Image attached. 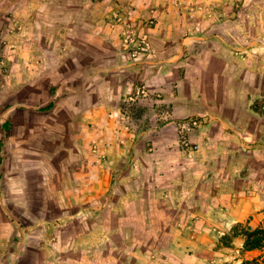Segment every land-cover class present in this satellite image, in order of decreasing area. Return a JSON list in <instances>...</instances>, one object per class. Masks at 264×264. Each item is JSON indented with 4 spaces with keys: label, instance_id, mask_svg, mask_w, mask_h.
I'll return each mask as SVG.
<instances>
[{
    "label": "rangeland",
    "instance_id": "obj_1",
    "mask_svg": "<svg viewBox=\"0 0 264 264\" xmlns=\"http://www.w3.org/2000/svg\"><path fill=\"white\" fill-rule=\"evenodd\" d=\"M61 1V8L52 2L44 12H33L17 0L18 8L7 7L1 14L0 264H154L140 253L162 224L153 214L154 196L150 192L139 199L136 182L115 181L144 171L140 155L146 162L166 159L165 145L175 147L173 158L184 166L196 159L211 162L204 188L226 197L211 199L216 216L203 218V224L192 217L189 232L192 239L208 237L219 248L237 225L238 177L252 180L241 189L246 194L253 192V181L264 180V0H171L167 23H159L158 15L145 18L157 28L151 39L155 56L132 62L148 66L156 81L164 78L158 68L174 67L171 92L181 97L184 115L177 117L167 116L169 107L156 100L164 89L154 90L137 76L108 108L76 109L73 88L64 83L37 86L29 94L32 103L25 102L28 89L11 82L20 67L11 53L13 32L70 34L45 41L48 50L38 58L44 70L53 59L71 66L74 58L88 63L77 48L80 39L72 38L83 30L82 18L92 4ZM98 1L109 10V0ZM59 9L65 13L57 15ZM108 30L118 46V31L110 25ZM101 62L103 68L108 63L106 58ZM193 119L197 125L184 138L179 124ZM152 164L145 170L149 179L155 175ZM100 165H114V177L98 176ZM157 169L158 176L168 172L160 165ZM188 169L191 176L199 174L191 166L178 167L174 174ZM99 185L105 189L93 192ZM185 202L190 207L197 201L170 204ZM233 253L222 247L209 258L228 263Z\"/></svg>",
    "mask_w": 264,
    "mask_h": 264
},
{
    "label": "crops",
    "instance_id": "obj_2",
    "mask_svg": "<svg viewBox=\"0 0 264 264\" xmlns=\"http://www.w3.org/2000/svg\"><path fill=\"white\" fill-rule=\"evenodd\" d=\"M78 1L81 2L82 0ZM83 1L86 2L88 0ZM89 1L92 5L86 8V16L82 18L83 24L81 28L83 30H79L72 38L74 40L80 39V44L77 45V48H80L81 52H84L88 56L86 58L87 64L80 63V59L78 58H74L71 61L73 66L69 65L67 61H55L53 59L51 61L52 64L48 61V68L44 70V60L41 59L38 62V58L44 55V51L46 52L48 50L45 41L54 38L57 40L62 38L66 39L70 34L60 33V31H15L12 33L15 38V44H13L14 49L11 53L14 52L13 56L17 59L16 61L20 64V67L17 66L14 70L15 72H13L14 76L11 82L12 85L23 86L28 89V92L22 97L25 99V102L32 103L33 97L31 95L29 96V94L37 86L49 88L51 83H64L68 87L73 88L72 100L76 109L82 111L94 107L100 108L104 106L108 108L109 104L114 102L123 93L125 87L129 88L132 86L130 85V80L134 76H137L142 77V81L149 87L152 86L154 90L164 89L163 98L156 100L163 102L164 105L169 107L167 116H184L178 105L181 97L173 95L171 92L173 86L171 75L175 71L174 67L164 70L157 66L156 68L160 69L158 73L161 71L163 73L161 77L164 78L159 81L155 79L151 80L150 78L152 76L149 74L150 69H146L148 66L137 65L139 62L129 61L120 50L119 44L117 46L118 41L116 42V39L108 30L111 13L113 11H120L129 15L136 21L139 27H141V23L150 14L158 15L159 23L162 22L165 24L169 21L168 14L172 8L171 0H109V10L98 0ZM52 2H57L58 8H61V0H24L25 7L33 12L37 10H43L44 12V9L51 7ZM7 7L11 11L18 8L17 0H0V31L2 27L1 20L4 19V16H1V14ZM57 13V15H60L64 14L65 11L59 9ZM44 21L46 24H53L49 22L48 18L44 19ZM155 30L157 28L150 29L149 34L151 39L155 36V33H153ZM104 58H106L108 63L103 68L104 64L101 62V59ZM24 64H27V68H25L26 66ZM49 71H52L54 74L51 75ZM166 76H169V78L167 79ZM50 77H52L51 80ZM176 86H178V83ZM12 101H20V99H14ZM130 146L129 143L127 147L130 148ZM162 148L166 153V159L153 162H150L148 159L146 162L145 160L147 159L143 155H140L139 163L142 168L144 167V171L141 169L137 177L120 176L115 181L118 184H127L132 180L138 185V192L136 193L139 199H145L146 193L149 194L152 192L154 201H156V204L153 206V214L155 217L160 218L162 224L159 228L154 229V239L142 248L143 253L140 252L141 255L145 259L150 260L153 258L154 264H215L213 262H217L218 260L210 261L209 256H213L220 250L222 251V247H227L234 252L231 255V262L226 263V260H223L222 263L216 264H224V262L225 264H239L244 257H252L259 254V251L256 249L244 250V240L238 235H233L226 241L221 239L219 248L208 237H200L195 240L190 237L189 228L193 225L192 217L195 216L196 220L201 219L203 224V218L216 216L217 212L215 208L217 206L209 202L211 199L221 201L226 197V194H221L220 192L214 194L205 190L204 184L209 183L206 174V168H210L211 166L209 160L196 159L185 163L187 168L191 166L199 171V174L196 176H191L189 169L183 171L181 175H175L174 171L178 167L183 168L185 166L181 164L182 161H178L177 163V160L173 158L177 155L175 147L165 145ZM150 163H153L151 170L154 171L153 174L155 175L149 179V176H146L147 172L145 170L149 169L146 166ZM158 164L161 168L167 169L168 172L158 176ZM115 168L114 165H100L95 170H97L96 173L98 176L101 175V177L103 176L106 179V176L108 178L114 177L111 173ZM160 172H162V169ZM238 178L241 179H237V187L240 190L237 188V220L235 221H237V225H247L252 228L257 227L264 220V180L260 181L256 179V181H253L249 186L253 189V192L246 194L241 189L244 187L246 190L247 184L252 180L248 175H244L243 177L239 176ZM80 180L81 183L85 182L82 178ZM103 182L104 179L102 182L100 181V185ZM100 185L99 189H95L93 192L105 189ZM175 200H180V203L182 200H196L197 202H195L196 206L190 207L187 202H185L186 205L183 204L184 206L181 204L179 207L171 206L170 202L174 203ZM177 215H181L182 219L177 220L174 218ZM184 216L185 219L183 218Z\"/></svg>",
    "mask_w": 264,
    "mask_h": 264
},
{
    "label": "built area",
    "instance_id": "obj_3",
    "mask_svg": "<svg viewBox=\"0 0 264 264\" xmlns=\"http://www.w3.org/2000/svg\"><path fill=\"white\" fill-rule=\"evenodd\" d=\"M109 22L111 28L118 31L120 50L128 60L136 61L154 58L155 48L149 34L153 23L152 19L142 22L141 27H139L129 15L120 11H113ZM179 125L182 128L181 132L184 133L182 136L185 138V135L197 125V122L193 119ZM183 142H186L185 139Z\"/></svg>",
    "mask_w": 264,
    "mask_h": 264
},
{
    "label": "trees",
    "instance_id": "obj_4",
    "mask_svg": "<svg viewBox=\"0 0 264 264\" xmlns=\"http://www.w3.org/2000/svg\"><path fill=\"white\" fill-rule=\"evenodd\" d=\"M233 235L243 238L244 250L259 251V254L255 256L244 257L239 264H264V220L261 225L254 228L247 225H235Z\"/></svg>",
    "mask_w": 264,
    "mask_h": 264
}]
</instances>
